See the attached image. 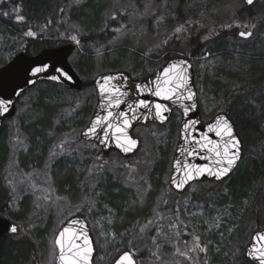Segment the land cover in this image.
Listing matches in <instances>:
<instances>
[{"label":"rangeland","instance_id":"rangeland-1","mask_svg":"<svg viewBox=\"0 0 264 264\" xmlns=\"http://www.w3.org/2000/svg\"><path fill=\"white\" fill-rule=\"evenodd\" d=\"M95 1L105 4L107 11L117 9L121 13L116 21L122 36L115 42L121 47L114 46L112 52L122 51L121 54L125 57L131 52L136 56H131L133 63L129 70L125 66L120 68L123 62L115 70H125L134 78L157 70L163 64L166 54H174L172 50L163 52L168 47L172 49L173 42L179 41L181 48L185 49L186 37L188 38L197 21L219 24L217 26L224 24L229 28L235 13L244 4L243 0H190L183 11L186 18L185 31L178 34L177 39V34H174V29L180 26L174 11L177 0L158 3L157 0ZM84 2L82 0L77 8H81ZM263 5L264 0H259L252 12V21L255 25L260 23V31L250 29L256 32L257 41L264 42V25L259 17ZM148 18L151 19L150 28L147 25ZM0 24V59L6 64L22 46L14 29ZM4 29L8 32L1 33ZM77 29L72 31L69 28V36L60 37V41L76 45V52L69 59L76 74L83 81L94 80L97 75L110 71L106 69L109 66H102V62L109 61L112 57L107 56L105 59L107 52L103 50L95 53L91 69H87L85 62L80 65L82 73L75 69L74 62L85 61L80 55L85 54L80 43L69 38L76 35L78 39L83 34V28ZM47 40L55 42L58 35L54 32ZM31 51V54H36ZM144 55L150 56L151 64L143 61ZM177 56L188 57L183 53H178ZM197 56L199 55L194 54L189 58L200 68L209 55ZM139 63H143L144 68ZM195 86L202 120L207 121L220 112L221 108L203 87L200 78L199 82L195 78ZM59 90L66 92L60 88L57 93ZM42 92H48L45 83L38 84L19 99L16 115L2 127L3 136L0 140L7 147L6 165L0 169V187L4 189L3 181H7L9 188L6 189L7 192H4L5 189L2 191L4 197L1 200L4 202L11 196L12 207L8 219L17 224L19 229L23 228L22 238L26 245L32 247L30 257L32 255L33 263L53 264L56 253L54 237L60 226L76 213L85 217L94 236L95 264H109L123 247L132 251L138 264H204L205 260L207 264H218L215 261L218 258L224 264H231L240 258L253 229L256 226L264 227V193H259L264 189V168L254 154L245 155L236 172L225 183H194L183 194L176 195L168 187V178L178 141L180 115L177 112L162 127L154 124L135 127L132 134L140 140V148L133 156L124 159L110 153L105 158L96 144L86 143L79 138V133L85 127L84 110L90 108L92 114L95 107L94 88L66 92L62 96L56 94L57 107H52L50 102H43L46 109L40 105L34 106L37 95ZM39 136H43V139L40 140ZM20 140L23 141L22 145L19 144ZM261 148L263 150L264 145L256 147L257 154L262 155ZM253 166L262 167L263 173L251 186L254 194L250 198L252 201L244 200L239 209L234 208L231 198L229 199V187L239 173H246ZM54 176L64 184L62 192L58 191ZM68 182L71 186L67 185ZM110 185H115L122 192L117 195L118 199L113 198L114 202L123 199L125 209L138 214L131 223L124 222L123 216H116L115 210L104 202L105 199L112 201V196L116 194L105 193ZM66 189L70 190L72 196L68 197ZM77 197H82L81 201ZM259 201L263 203L261 207L258 205ZM177 215L179 220H176ZM216 217H219V228L215 226ZM149 220L154 223L141 232L140 229L148 225ZM170 223L177 224V228L170 230ZM158 225L162 226L163 231L158 238L157 250L152 237L156 236ZM238 230H242L241 235L236 233ZM177 231L182 233L178 240L173 236ZM165 233L172 238L171 242L165 238ZM193 233L208 244L209 251L207 254L188 253L192 257L189 261L176 255L175 248L186 251L192 244ZM185 241L188 242L187 245ZM153 252H157V255L154 256Z\"/></svg>","mask_w":264,"mask_h":264},{"label":"trees","instance_id":"trees-1","mask_svg":"<svg viewBox=\"0 0 264 264\" xmlns=\"http://www.w3.org/2000/svg\"><path fill=\"white\" fill-rule=\"evenodd\" d=\"M160 1L163 0H157V3ZM189 1L177 0L174 11L177 14L179 25L186 24L183 11L190 3ZM79 4L74 3L73 0H4L3 3H0V13L8 12L10 15L6 17L0 14V23L4 24L5 28L14 29L20 37L22 49L19 48L15 54L19 52L31 54V50L37 53L46 48L65 44L62 43L63 41H60V37L69 36V28L75 31L81 27L84 29V32L79 36L78 40L85 53L84 55H80L85 61L74 62L73 66L75 69H79L82 73L80 65L83 62H85L87 69H91L95 53L105 50L107 52L105 59L107 56L112 58L109 61L104 60L102 62L103 67L109 66L106 69L115 70L123 62L120 68L125 66L124 68L129 70L133 63L131 56H136V54L128 52L129 56L125 57L121 54L122 51L112 52L114 46H117L116 48L121 47L115 43L122 36L116 21L117 17H121V13L117 9L107 11L105 4L100 1L85 0L82 7L77 8ZM255 4L251 7H246L243 4L242 8L235 13L234 18L229 23L231 25L229 28L223 26L224 24L217 26L219 25L217 23V25H211L207 21H197L191 29L188 38L186 37L185 49L181 48L179 41H175L172 43V49L168 47L163 52L166 53L170 50L174 52L173 55L166 54L164 62L170 58L177 57L178 53H183L188 57L194 54L199 55L197 57L209 55L200 68L197 63L193 60L191 61L195 78L198 82L199 78L201 79L203 87H205L208 94L212 95L214 102L220 106L221 112L226 113L235 123L237 133L244 144V156H252L254 154L253 156L259 158L258 161H261V166L264 168V149L262 150L261 148L262 155L261 153L257 154L255 151L257 146L261 147L264 145V42L257 41L258 38L255 31L253 32V37L246 41L240 40L236 36L238 29L243 27V25L254 24L252 12L254 11ZM17 7L20 8V14L25 18L23 22H17L16 20V13L13 12V9ZM259 17L261 18V24L264 25V5L259 13ZM248 18L251 19L248 20ZM147 22H149L147 25L150 28L151 19ZM237 25H240V27H237ZM259 25L260 23L254 29L260 31ZM0 26L2 25L0 24ZM29 30L35 33L34 37L24 35ZM5 31L8 32L4 29L1 33ZM54 32L58 35V40L55 42L47 40ZM205 37H208V39L205 40ZM13 47L15 46L13 45ZM149 57L148 55H144L142 59L151 64ZM3 65L4 63L0 59V67ZM143 65V63H139V66H142L141 68H144ZM45 84L47 85L48 92L39 93L34 106L40 105L46 109L47 107H44L43 102H50L49 104L55 108L57 107L56 94L62 96L66 92H75L53 83ZM92 87L93 79L86 80L84 81L82 90ZM60 88L66 92L64 93L59 90V93H57V90ZM88 110L86 109L83 112L85 125L89 119L87 118L88 114H91L90 108ZM1 131L2 129L0 130V140L3 136V132ZM39 138L42 140L43 136H39ZM5 148H7L6 145L0 141V169L6 165ZM109 154L102 155L107 158L110 156ZM115 154L118 155L117 153ZM262 167L253 166L247 171L249 173H239L238 178L233 180L229 187V199L231 198L234 208L239 209L244 200L252 201L250 198L254 194L251 186L263 173ZM64 175H67V173ZM54 178L56 187L59 189L58 191L62 192L64 184L57 181L55 176ZM7 184V181H3L2 186H4L5 190L3 187H0V217L10 219L11 196L9 200L6 199L4 202L1 200V197H4L2 191L7 192L6 189H9ZM67 185H70V183L68 182ZM65 192L68 197L72 196L70 195V190L66 189ZM105 193L109 195L116 193L112 196V201L105 199L104 202L115 210L116 216H123L122 220L124 222L131 223L133 218L138 216L132 210L125 209V200L122 199L121 201L114 202L113 198L118 199L117 195L122 194L118 187L110 185ZM259 193H264V189L260 190ZM114 196H117V198ZM78 198L81 201L82 197ZM258 205L261 207L263 203L259 201ZM13 219L17 220L16 217ZM261 228V226H256L253 231L260 230ZM22 230L23 228L19 229L20 237L5 235L0 239V264H36V262H32V255L30 257L32 247L28 244L27 246L25 239L22 238ZM236 233L241 235L242 230H238ZM29 239L31 240L32 238L29 237ZM231 241H233V235ZM124 249L128 248L123 247L120 251ZM243 251H241L240 258L234 260V263L231 264H251L244 257ZM215 261L216 263L219 262L218 264H224L221 258Z\"/></svg>","mask_w":264,"mask_h":264},{"label":"water","instance_id":"water-1","mask_svg":"<svg viewBox=\"0 0 264 264\" xmlns=\"http://www.w3.org/2000/svg\"><path fill=\"white\" fill-rule=\"evenodd\" d=\"M256 1L257 0H255V2ZM244 5L246 7H250L245 2H244ZM241 31H252V30L245 29V28L240 29L237 32V37L239 39L248 40L252 37V36L249 38L241 37L239 35ZM75 49L76 47L73 43H68V44H65L59 47L43 49L35 55H28L24 52H21V53L16 54L6 65L0 68V100L10 102L8 104V109H9L8 112L5 115L0 116V128L6 119L14 116L15 111H16L15 106H16L17 99L24 92L34 87L38 82H52L55 84L62 85L65 88L74 90V91H79L83 88L82 80L74 72L73 68L71 67L69 63V58L75 52ZM181 60L187 62L185 66L187 67L186 75L189 77V87L192 89L193 92L196 93V97H195L196 108L190 109L187 113L184 111V106H189L191 102L186 101V100L185 101L177 100L175 103H173L172 101L161 100L151 95L149 91L150 88L154 87V82L156 80V77L162 73L165 67H168L170 65L179 64ZM40 66H47V71L39 74L38 76H35V77L32 76L31 70L35 67H40ZM57 68L62 69L65 73H67L70 79L65 80L63 79V77H60L59 73L56 71ZM50 75L57 76L58 81L49 80L47 77ZM104 77H116L115 80L111 81V84L109 85V87H111V85H116L117 87L121 89L122 92L127 93L126 96L121 97L124 103H122L120 108L109 109L113 111L114 113L124 111L128 113L129 116H131L132 113L128 109L127 105L128 104L135 105L138 100H144L147 103H149V105H154L156 103H162L170 109L168 112L164 113L167 119L163 123H161L158 119H153V118L144 119V116L147 115L148 110L137 109L136 115L141 118L138 120L132 121L131 127L127 130L128 136L134 139L137 143H136V146L128 152H124L120 148H118L116 146V141L114 138H109L106 143H101L100 139L103 138L102 131L96 134H90L89 136L83 135V133L88 130V128L91 126L92 122L96 119L97 116L103 117L106 114V112L102 110V105L106 104L107 102L106 97H102L100 92L98 91V82L103 83ZM194 78L195 76H194L192 64L190 60L185 57L170 59L166 61L159 69H157L152 74L147 75L143 78H139V79H133L129 75V73H127L126 71H113V72H107V73L98 75L93 82V86L95 89V95H96V106L94 108V111L91 115V118L87 126L79 134L80 139L85 142L95 143L101 149V151L105 154L110 151H116L123 157H129L137 152L139 148V144H140L139 140L132 136V130L134 127H136L137 125H147L149 123L157 124V125H164L170 119L172 112L177 110L181 114V122H180V127H179L178 141H177V145H176L174 155L172 158V163H171V173L169 177L170 188L173 189L177 193H182L184 192V190L186 189L188 185H190L191 183L195 181H200L202 179L212 180L216 182L221 181V180H216L214 177L203 175L199 177L198 179H193L189 181V183L185 184L183 189L178 190L172 184L171 179H170L173 176H177L179 179L180 176L184 174L183 165L185 164L214 167V165L210 163L209 159L199 158L200 155H205V156L211 157L212 159H215V157L212 156L211 153H207V152L198 153L197 155H194L192 157H189L187 153L191 152L193 147H196L194 143L196 140H200L201 143H205V141L202 139V137L205 134H207L209 138L212 139L213 141L219 140V137H216L214 133L208 132V126L212 124L219 115H223L225 116V118L229 120L230 124L233 127V135L239 141L240 159L237 161V165L240 162L242 154H243L242 141L236 132L235 125L233 121L225 113H218L214 118H212V120L208 122L203 123L201 121ZM32 81H34V83ZM137 85H140L141 88L143 89L142 93H138L136 91ZM152 111L154 113V109H152ZM192 121H196L197 123L194 126H192L191 124ZM186 123L189 124V127L187 129H185ZM120 142L123 143L125 147L128 146L127 141L125 140L124 137H121ZM177 161H179L180 163L177 164L176 163ZM237 165L233 168V170L229 173V175L235 170ZM177 169H179V173L177 172ZM228 176H226L225 178H227ZM13 226L17 227L16 224L12 223L8 219H4L0 217V239L4 235H18L19 230L15 234L10 231L11 227ZM82 226L88 234V238H89V241L93 249L87 264H93V259L95 256L94 238L92 236L88 223L86 222L84 217L80 215H74L70 217L69 219H67L61 225L58 232L56 233V236L54 238V246L56 248V254L54 257L53 264H61L59 260V249H58V246L55 244V240L59 237V233L64 228H68L69 232L65 233V236H64L65 243L67 244L69 241L75 239V243L82 245L83 237L81 236L77 239L73 236V233H77V234L79 233V230L81 229ZM262 233H264V228L253 232L250 237L249 243L244 249V256L251 264H258V261L251 259L247 255V253L253 247L254 244L257 247L264 246V241L254 239V237H257L258 234H262ZM125 252L130 253L133 257L134 264H137L136 258L134 257L133 253L130 250H124L121 253H119L113 259L111 264H116L120 256L123 255Z\"/></svg>","mask_w":264,"mask_h":264},{"label":"snow or ice","instance_id":"snow-or-ice-1","mask_svg":"<svg viewBox=\"0 0 264 264\" xmlns=\"http://www.w3.org/2000/svg\"><path fill=\"white\" fill-rule=\"evenodd\" d=\"M4 0H0V3H3ZM74 3L79 4L80 0H73ZM244 2L251 6L254 4L255 0H244ZM13 12L16 13L17 22H23L24 16L20 14V8H14ZM4 16H9L8 12L0 13ZM115 19V17H113ZM231 25H229L230 27ZM240 27V25H237ZM245 29L256 27L255 24H245L243 25ZM78 31V29H77ZM185 31L184 25H180L174 29V34L176 38L179 39L180 33ZM25 36L34 37L35 33L31 30L24 33ZM239 35L243 38H249L253 35L252 31H241ZM72 41L79 44V40L76 35H72L69 37ZM205 40L208 37L204 38ZM186 61L181 60L179 64L170 65L165 67L162 73L156 77L154 82V87L150 88L149 91L151 95L166 101H172L175 103L178 101H189L191 102L189 106H184V111L187 113L190 109L196 108L195 97L196 93L192 91L189 87V77L186 75L187 67ZM47 71V66L35 67L31 70L32 76H38L41 73ZM56 71L59 73L60 77H63L65 80H69L70 77L65 73L62 69L57 68ZM51 81H58V77L55 75H50L47 77ZM116 77H104L103 83L98 82V91L100 92L102 97H106V104L102 105V110L106 112L103 117L97 116L96 119L92 122L91 126L88 128L86 132L83 133L84 136H89L90 134H96L100 131L103 132V138L100 139L101 143H106L109 138H114L116 141V146L120 148L124 152L130 151L132 148L136 146V141L132 139L127 134V130L131 127V122L134 120H138L141 117L136 115L137 109H145L147 111V115L144 116V119L153 118L158 119L161 123H163L167 117L164 113L168 112L170 109L162 104L156 103L154 105H149L144 100H138L135 105L128 104L127 107L132 113L131 116L124 111L116 112L109 109L120 108L122 103L121 97L126 96V92H122L119 87L116 85H109L111 81L115 80ZM34 83V81H32ZM136 91L138 93H142L143 89L140 85L136 86ZM186 93V94H185ZM175 98V99H174ZM10 102L0 100V116L5 115L8 112V104ZM183 106V105H182ZM154 109V113L152 111ZM197 122L192 121L191 124L194 126ZM189 127V124H185V129ZM208 132L214 133L216 137H219V140L213 141L209 138L207 134H205L202 139L205 143H201L200 140H196L194 143L196 147H193L191 152H188V156L192 157L197 155L198 153H211L215 159H212L209 156L200 155V159H209L210 163L214 165V167L208 166H197L191 164L183 165L184 174L180 176L178 179L177 176L171 177L172 184L178 189L181 190L184 188L185 184L189 183V181L193 179H198L203 175H208L214 177L216 180H222L233 170V168L237 165V161L240 159V151H239V141L233 135V127L230 124L229 120L225 118L223 115H219L216 120L208 126ZM121 137H124L127 141V147L121 143ZM19 144H23V141L20 140ZM62 148L63 145H60ZM55 154V153H54ZM177 164L180 162L177 161ZM175 167V165H174ZM179 173V169H177ZM15 192V188H13ZM178 211V210H177ZM179 215L176 216V220H179ZM215 226L219 228V217L214 218ZM152 220L148 221V225H145L140 229L141 232H144L145 229L153 224ZM187 227V225H185ZM170 230L172 228H177V224L170 223ZM10 231L12 233H17L18 228L13 226ZM163 231L162 226L158 225L156 230V236L152 237V243L156 246L157 250L159 249L158 238L161 236V232ZM231 231V229H229ZM69 232L68 228H64L60 233L59 237L55 240V244L59 249V260L61 264H87L91 253L93 251L91 243L88 238V234L86 230H84L83 226L79 230V233H73L75 238L83 237V244L75 243V239L69 241L67 244L64 241L65 233ZM181 232L177 231L173 233L175 239H179L181 236ZM184 235H189V233H183ZM165 238L171 242L172 238L168 237V234L165 233ZM192 235V244L187 247L186 251H182L179 247L175 248V254L184 257L185 259L191 261L192 257L188 255V253L200 252L207 254L209 251V247L207 243H204L200 236ZM256 240L264 241V233L258 234L257 237H254ZM187 241L185 244L187 245ZM210 243V242H209ZM219 251V249H217ZM153 255H157V252H153ZM247 255L253 259L258 261V264H264V246L257 247L255 244L248 251ZM116 264H134L133 257L130 253L125 252L120 256L119 260ZM204 264H207L205 260Z\"/></svg>","mask_w":264,"mask_h":264},{"label":"flooded vegetation","instance_id":"flooded-vegetation-1","mask_svg":"<svg viewBox=\"0 0 264 264\" xmlns=\"http://www.w3.org/2000/svg\"><path fill=\"white\" fill-rule=\"evenodd\" d=\"M212 117H210L207 121H209L210 119H211ZM204 122H206V121H204ZM173 158V157H172ZM171 162H172V160H171ZM171 167V166H170ZM171 173V172H170ZM231 176H232V174H230L227 178H225L224 180H222V181H220V182H212V181H207V180H201V181H198V182H195V183H202V182H211V183H214V184H219V183H225L227 180H229L230 178H231ZM169 177H170V175H169ZM194 184V183H193ZM192 185V184H191ZM190 186V185H189ZM188 186V187H189ZM168 187H169V178H168ZM187 187V188H188ZM170 188V187H169ZM186 188V189H187ZM186 189H185V191H186ZM174 194H176V195H180V194H183L184 192H182V193H176V192H174L173 190H171Z\"/></svg>","mask_w":264,"mask_h":264}]
</instances>
